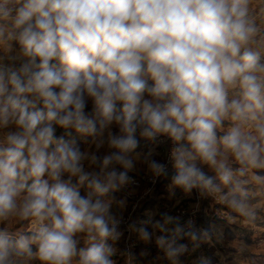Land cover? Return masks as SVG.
<instances>
[{
	"label": "clouds",
	"instance_id": "1",
	"mask_svg": "<svg viewBox=\"0 0 264 264\" xmlns=\"http://www.w3.org/2000/svg\"><path fill=\"white\" fill-rule=\"evenodd\" d=\"M248 3L0 0V45H19L0 56V222L33 224L16 237L0 230V264H115L109 241L121 235L120 218L110 194L132 182L138 136L171 140L175 188L217 194L252 215L236 179L264 169V63L248 47L257 32ZM78 137H90L95 151L81 150ZM148 165L167 171L155 159ZM157 227L171 231L156 244L172 264L186 248L176 239L198 238L192 220L169 216ZM80 234L87 247H78Z\"/></svg>",
	"mask_w": 264,
	"mask_h": 264
},
{
	"label": "rangeland",
	"instance_id": "2",
	"mask_svg": "<svg viewBox=\"0 0 264 264\" xmlns=\"http://www.w3.org/2000/svg\"><path fill=\"white\" fill-rule=\"evenodd\" d=\"M261 27L264 28V24ZM9 45L13 50L19 48L15 41L7 42L6 46ZM261 45L264 50V39ZM261 62L264 63V53L261 55ZM86 111H91V103ZM231 123L226 120L222 129L217 130L218 135H223ZM112 130L119 132L118 126L115 125ZM63 133L64 130L57 127L56 135L61 136ZM90 139V137L77 138L81 150L90 148L95 151V146L88 142ZM138 139L139 145L133 155L138 151L149 155V151H151L149 159L144 156L140 160L142 164L147 165L150 159H155L163 164L167 162L172 148L169 138L159 136L156 140H150L138 136ZM106 151V147L100 149L102 153ZM136 162H139V159H135ZM227 162L234 171L241 167L231 155L227 156ZM258 170L261 172L259 173ZM258 170L257 168H247L243 176L236 177V179L245 182L243 186L248 192V203L253 210L250 216L241 214L227 203L221 202L219 195L209 194L198 189L192 190L193 203L172 209L170 206L169 208L159 207L155 211L150 210V205L163 196L161 194L164 193V190H167V181L175 169L172 167L160 175H156L145 165L140 169L130 170L129 176L132 182L121 190L110 194L114 197L113 211L120 218L118 231L121 235L118 240L109 241L116 249V255L112 257L115 264H172V261L156 244V237L171 236V231L162 233L157 227L158 224L164 223L166 217L169 216L180 217L182 223L192 220L194 230L198 233V238L195 240L183 234L176 239L177 245L186 246L176 258L177 264H264V179L257 180L250 175L253 172L264 178V169ZM204 171L216 178V173L211 167ZM143 175L148 178L156 177V179L155 181L144 180L141 184L134 183L137 177ZM215 182L220 184L218 178ZM220 186L222 192L230 190V186L222 184ZM81 194H85V189H81ZM165 195L164 202L170 201ZM172 227V225H168L170 230ZM142 229L151 234V239L145 240L142 237ZM0 230H6L9 235L16 237L19 234L31 232L33 224L31 220L10 217L7 221L0 222ZM78 238L80 240L78 247H87L86 237L80 234ZM32 249L35 253L37 246L32 245ZM21 264H42V262L36 257L21 258Z\"/></svg>",
	"mask_w": 264,
	"mask_h": 264
},
{
	"label": "crops",
	"instance_id": "3",
	"mask_svg": "<svg viewBox=\"0 0 264 264\" xmlns=\"http://www.w3.org/2000/svg\"><path fill=\"white\" fill-rule=\"evenodd\" d=\"M248 9H249V17L253 21L257 32L255 36L253 37L252 41L249 43L248 47L257 50L261 53V55L264 53L263 46L261 45L262 40L264 39V28L261 27L264 23V0H249L248 3ZM5 47L6 45H0V56H7L8 53L5 52ZM235 92L230 90L229 92V99L234 98ZM142 151V150H141ZM150 152V153H149ZM148 154H144L140 151L138 153L134 154L133 157L134 159H139V162L135 163V167L133 169H140V167H144V165L149 169V165L142 164L140 161L141 159L144 158V156L148 157L151 156V151H149ZM149 159V157H148ZM200 166L204 168V170L208 169L210 166L207 164L201 163ZM207 173V172H206ZM175 174V172L171 173L168 179V185H167V190H164V193H162L159 199H156L155 203L150 205V210L155 211L159 207H166L170 209L182 206V205H188L190 203L194 202V198L192 197V190L190 192H186L183 189L180 188H175L172 184V177ZM250 175L252 177H261L256 175L255 173L251 172ZM254 175V176H253ZM246 179V178H245ZM166 185V184H165ZM167 192V193H166ZM166 193V195H165ZM164 195L170 199L168 202H164ZM148 209V208H147ZM163 223V222H162Z\"/></svg>",
	"mask_w": 264,
	"mask_h": 264
},
{
	"label": "built area",
	"instance_id": "4",
	"mask_svg": "<svg viewBox=\"0 0 264 264\" xmlns=\"http://www.w3.org/2000/svg\"><path fill=\"white\" fill-rule=\"evenodd\" d=\"M171 152V151H170ZM165 165L167 166V170L171 169L172 168V165L169 163V156L167 158V162L165 163ZM156 177L155 178H148L147 176H141V177H137L134 181V183L136 184H141L144 180H147V181H155Z\"/></svg>",
	"mask_w": 264,
	"mask_h": 264
},
{
	"label": "trees",
	"instance_id": "5",
	"mask_svg": "<svg viewBox=\"0 0 264 264\" xmlns=\"http://www.w3.org/2000/svg\"><path fill=\"white\" fill-rule=\"evenodd\" d=\"M258 170V169H257ZM259 171V170H258ZM261 171H259V173H260Z\"/></svg>",
	"mask_w": 264,
	"mask_h": 264
}]
</instances>
